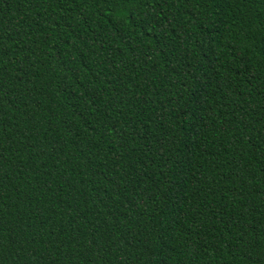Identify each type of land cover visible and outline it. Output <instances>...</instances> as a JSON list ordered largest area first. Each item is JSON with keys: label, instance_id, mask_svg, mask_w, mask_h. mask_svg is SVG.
I'll use <instances>...</instances> for the list:
<instances>
[{"label": "trees", "instance_id": "1", "mask_svg": "<svg viewBox=\"0 0 264 264\" xmlns=\"http://www.w3.org/2000/svg\"><path fill=\"white\" fill-rule=\"evenodd\" d=\"M0 264H264V0H0Z\"/></svg>", "mask_w": 264, "mask_h": 264}]
</instances>
